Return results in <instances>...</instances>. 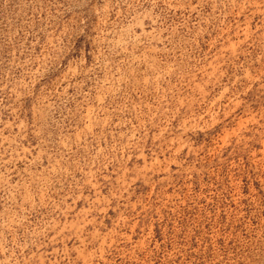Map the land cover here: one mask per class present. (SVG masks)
<instances>
[{
	"label": "rangeland",
	"instance_id": "374dc122",
	"mask_svg": "<svg viewBox=\"0 0 264 264\" xmlns=\"http://www.w3.org/2000/svg\"><path fill=\"white\" fill-rule=\"evenodd\" d=\"M0 264H264V0H0Z\"/></svg>",
	"mask_w": 264,
	"mask_h": 264
}]
</instances>
